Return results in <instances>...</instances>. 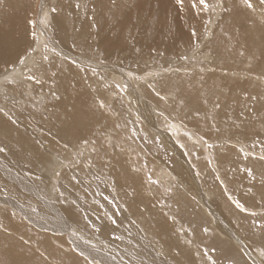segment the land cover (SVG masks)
<instances>
[{
  "label": "bare ground",
  "instance_id": "obj_1",
  "mask_svg": "<svg viewBox=\"0 0 264 264\" xmlns=\"http://www.w3.org/2000/svg\"><path fill=\"white\" fill-rule=\"evenodd\" d=\"M195 3L0 0V264H264L223 197L248 203L239 149L264 156V7Z\"/></svg>",
  "mask_w": 264,
  "mask_h": 264
},
{
  "label": "rangeland",
  "instance_id": "obj_2",
  "mask_svg": "<svg viewBox=\"0 0 264 264\" xmlns=\"http://www.w3.org/2000/svg\"><path fill=\"white\" fill-rule=\"evenodd\" d=\"M258 1H260L261 2V0H258ZM262 3V2H261ZM262 6L264 7V3H262ZM37 8H38V11H40V9H41V4H40V0H38V4H37ZM264 9V8H263ZM219 15V14H218ZM39 18H40V14L38 15V17L36 18V20H35V23L37 24V27H40V28H42V27H46V25L44 24V22L40 19L39 20ZM37 19H38V21H37ZM41 21V22H40ZM38 22V23H37ZM42 24V25H41ZM199 38H201V37H199ZM195 47V49H196V47H197V45L196 46H194ZM194 47H192L189 51L190 52H192V54L190 55V57L189 58H203L201 55V53L200 52H198L197 54L196 53H194L193 51L195 50L194 49ZM193 49V50H192ZM201 54V55H200ZM198 55V56H197ZM205 58H207V57H205ZM152 61H150V62H154L155 61V63H158V64H165V63H167V64H170V65H172L173 63H175L176 61L175 60H166V61H162V60H156V59H151ZM248 63V64H247ZM242 64V63H241ZM246 64V65H245ZM243 63L242 65L243 66H245V67H247V66H249L250 64H252L251 62H246V63ZM256 67H258V66H256ZM260 68V70L258 69H255V72H259L260 71V73L257 75V76H259L260 74V76H261V78L262 79H264V68H263V66H261V67H259ZM172 72H174V69H172ZM176 73V72H175ZM263 76V77H262ZM257 83V82H256ZM258 84H259V82H258ZM261 87L264 89V84H262L261 85ZM235 93H237V92H235ZM37 104H35L33 107H35ZM40 106V105H39ZM207 106H209V105H207ZM32 107V108H33ZM37 107V106H36ZM34 110H36V109H38V108H33ZM208 112L207 113H209V112H212L213 110H215L214 108H212V110H211V107H209L208 109ZM219 112H220V110H218ZM203 112H205V111H203ZM261 112H259L258 114H253L252 115V118L254 119V120H256V119H260V118H262L263 116H264V114L263 113H261ZM228 123H229V120H227V118H224L223 119V121H222V124H221V127L224 125V126H226V128H228ZM160 128H162L166 133H170V134H172V130L171 129H169V127H164L163 126V124L162 125H160ZM230 129V128H229ZM194 131L196 130V131H198L197 129H193ZM169 131H171V132H169ZM201 132V131H200ZM184 133V132H183ZM181 134V135H185V133L184 134ZM199 133V132H198ZM187 137V136H186ZM259 140H252V142H251V144H253V145H251V150L249 151V147L248 148H240L239 149V151H238V153H239V159H238V161L236 162V164L235 165H233L232 166V168L231 169H233V170H231L232 171V173L231 174H236V176L238 175V174H240L241 176H246V181L248 180V182L250 183V184H252V187H251V185H250V187H249V189H248V191L246 190V191H244V193H243V191H242V196H245V197H243L244 199H246V200H248V203L246 204H244V202H242V201H240L239 199H238V196H236V195H234V194H227V192H225L224 190H223V197L227 200V202H228V204L229 205H231V207L232 208H234V209H236V210H238L239 211V214L240 215H242V216H245L244 218H245V223H246V225L248 226V228H250L249 229V232L251 231V233H253V235H255L256 233L259 235L260 234V231H262V229H264V156H263V154H260V153H258L260 150H262V147H260V145H258L259 143H257ZM246 142V141H245ZM191 144V143H190ZM193 144V143H192ZM256 144V145H255ZM237 145V144H236ZM209 148L211 149V152H212V148H213V146H215V145H213V143L211 142L209 145ZM245 146H246V143H245ZM256 147H257V149H259V150H257L256 149ZM202 149V148H201ZM93 150L95 151L96 149L95 148H93ZM91 151V152H89V154H90V159H92L93 157H94V151ZM217 151V150H216ZM254 151H257V152H254ZM96 152V151H95ZM187 152V151H186ZM188 153V152H187ZM88 158V156L86 157V159ZM89 159V158H88ZM95 159V158H94ZM82 160V159H81ZM240 160H242V161H240ZM187 161H189V159H187ZM202 161V160H201ZM257 161V162H256ZM68 162V163H67ZM240 162V163H239ZM259 162H260V164H259ZM261 162H263V163H261ZM70 163L71 162H69V161H66L65 162V164L62 166L63 167V169L64 168H67V167H69V165H70ZM216 163V162H215ZM212 164L211 162L209 163L210 164V170H212L211 172V178H213V180L215 181V177L218 175L217 174V171L218 170H216V168L218 167V165L217 164ZM198 165V164H197ZM213 165V166H212ZM235 166V167H234ZM96 167V166H95ZM215 167V168H214ZM231 167V166H230ZM255 167V168H254ZM96 169V168H95ZM261 169V170H260ZM57 170H60V165L58 166H56L55 167V171H57ZM56 173V172H55ZM219 173V172H218ZM197 174V176L196 177H200L201 179H204V173H203V171H199V173L197 172L196 173ZM263 174V175H262ZM145 175L147 176V174H144V177H145ZM213 175H215V176H213ZM213 176V177H212ZM55 182H54V186L55 187H57V186H59L60 184H61V181H60V179L58 178V177H56L55 176ZM167 180L168 181H171V182H173V181H175V178L174 177H170L169 176V178H167ZM196 180V179H195ZM6 198L8 197V198H10V195H8V194H6V193H2ZM169 194V193H168ZM171 194H174V192L173 193H170V195ZM172 196V195H171ZM227 196V197H226ZM13 199L16 201V202H19L18 200H16V198H15V196L13 197ZM50 201L52 200V198H48ZM253 199V200H252ZM259 199V200H258ZM245 200V201H246ZM250 200V201H249ZM255 201V202H254ZM238 204L240 205V206H238ZM253 204V205H252ZM23 206H25V205H23ZM28 207V206H27ZM249 208V209H248ZM27 209H29V212L26 214V216H27V218H30V219H32V220H39V216L38 215H36L35 213H31L34 209L33 208H31L30 206L27 208ZM33 209V210H32ZM31 213V214H30ZM250 218V219H249ZM25 219H26V217H25ZM183 223H184V225L185 226H183V227H181L182 228V230H186L184 227H186L187 226V222L185 221V220H183ZM253 227V228H252ZM263 227V228H262ZM36 228H38L37 226H36ZM260 228V229H259ZM39 229V228H38ZM199 232V234H201V237H202V240H204L205 242H210L211 244H213V246L212 247H214L215 249H217L218 250V242L216 243L215 241H216V232L214 231V230H212V231H207L206 229H204L203 227H201V226H199V227H195V229L194 230H191V234H195L196 232ZM236 231V230H235ZM257 231V232H256ZM254 232H255V234H254ZM72 235H69V236H71L70 238L71 239H75V237L76 236H74L75 234H74V232H70ZM69 238V237H68ZM77 239V238H76ZM75 239V241H77ZM213 242V243H212ZM237 247H239V245H236ZM94 248H97V247H94ZM216 255H217V257H219V255H218V253L217 254H214V255H207V257H196L194 260L196 261V262H194V263H196V264H217V260H215V258H216ZM206 258V259H205ZM214 258V259H213ZM205 259V260H204ZM215 262V263H214ZM120 263V262H119ZM101 264H104V263H101ZM124 264V263H123ZM125 264H129L128 262L127 263H125ZM190 264V263H189Z\"/></svg>",
  "mask_w": 264,
  "mask_h": 264
},
{
  "label": "snow or ice",
  "instance_id": "obj_3",
  "mask_svg": "<svg viewBox=\"0 0 264 264\" xmlns=\"http://www.w3.org/2000/svg\"><path fill=\"white\" fill-rule=\"evenodd\" d=\"M178 2L179 3H182L183 0H178ZM246 2L248 3V6L249 7H252L251 0H246ZM261 2L264 3V0H261ZM199 3L201 5H203L204 7H207L208 6L207 0H199ZM195 6H196V3H195V0H193V7H195ZM33 23H35V22L33 21ZM101 106H103V102H101ZM0 151H3V149H0ZM238 206H240V205L238 204ZM113 223H115V219H113Z\"/></svg>",
  "mask_w": 264,
  "mask_h": 264
}]
</instances>
